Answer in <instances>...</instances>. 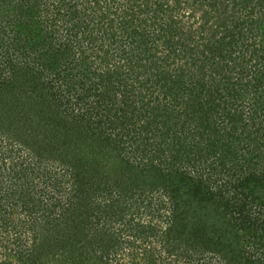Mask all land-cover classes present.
Segmentation results:
<instances>
[{
	"label": "trees",
	"instance_id": "trees-1",
	"mask_svg": "<svg viewBox=\"0 0 264 264\" xmlns=\"http://www.w3.org/2000/svg\"><path fill=\"white\" fill-rule=\"evenodd\" d=\"M5 1L0 2L1 8ZM141 1H127L123 14L132 13L129 18L120 19V13L113 11L119 17L114 25L118 33L111 30L112 17L100 26L93 24L96 34L107 38L98 54L100 69L94 68L93 73L83 66L80 56L85 52L72 45L76 35L86 42L94 38L93 33L80 31L86 27L81 15L68 22L69 35L58 44L46 37L45 30L40 38L47 47L44 62L25 56L21 67L8 62L11 74L0 70V137L14 131L12 142L30 160H39L38 171L52 174L47 177L49 184L42 178V189L26 178L18 186L24 191L18 197L22 211L35 215L31 210L41 206L43 210L36 213L45 212L47 218L53 214V203L45 210V202L35 200L47 188L63 192L66 203L54 225L46 222L55 232L49 234L56 240L54 245L49 247L47 239L38 242L31 257L17 252L20 264H105L110 260V249L118 248V239L112 235L120 233L114 228L115 219L107 221L109 232L103 221L119 214L112 212L113 201L98 205L93 197L96 191L132 197L135 204L141 195L161 192L169 225H160V241L170 255L179 256L174 252L183 250L192 264H264V14L250 11L232 29L225 27L215 43L202 35L194 42V31L184 30L181 21L168 14L151 40L145 32L155 24L147 16L156 18L163 4ZM242 1L238 0L241 7L246 6ZM52 3L61 9L63 22L80 6L78 0ZM64 7L72 11L66 13ZM138 12L142 20L134 14ZM238 25L242 28L237 32L233 29ZM216 55L220 61L213 60ZM76 77L82 88L76 94L78 102L71 104L67 93L76 87ZM57 83L65 87L62 95ZM221 88L231 93L221 96ZM89 97L90 106L79 103ZM237 100L241 108L228 110V103ZM221 102L229 116L226 121ZM244 109L250 111L252 130L237 134L235 121L244 117ZM256 123L258 128L253 126ZM18 146L0 141V161L13 163L0 166L16 178L31 168V161L12 160ZM203 154H211L212 162L193 160ZM42 158L49 161L41 162ZM52 162L61 175L52 173ZM62 176L66 185L70 183L69 190L61 184ZM94 199L96 205H92ZM164 199L154 201L163 206ZM151 223L146 221L145 228L156 230ZM141 257L140 264H160L145 248ZM174 257L169 264H178Z\"/></svg>",
	"mask_w": 264,
	"mask_h": 264
},
{
	"label": "rangeland",
	"instance_id": "rangeland-1",
	"mask_svg": "<svg viewBox=\"0 0 264 264\" xmlns=\"http://www.w3.org/2000/svg\"><path fill=\"white\" fill-rule=\"evenodd\" d=\"M3 1L5 0H0V2ZM53 1L56 0H6L4 8L0 7V70L3 73L11 74L10 69L12 68L9 69L8 62H12L15 68L21 67L25 61V56L28 60H34V62L36 63L44 62L47 56V54L45 53L47 52V47L45 46L44 39L40 38H42L45 30H47V32H45L46 37H49L55 44H58L59 42L63 41V38L69 35V30L66 27L68 25V22L77 21L79 19V15L82 16L81 18H83L84 21L83 24L86 25V27H84L85 30L80 29V31L84 32V35H89L88 32H90V34L93 33L91 37L94 36V38H92V41L86 42L78 39L76 35L73 36L74 43L72 45L74 47V50H78V48H81L80 52H85L82 56H80L81 53L77 56H80L82 60L84 59V68H86V66L89 67L91 73H93L92 70L94 68H96L97 70L100 69V67L98 66V54L101 49L106 47L105 44H107V38L104 36L101 37L100 34H96L97 32H95L93 30L94 27H92L93 24H95V26H100L105 22L104 20L112 17L113 28L111 30L118 33V27H115L114 25L117 24L116 22L119 17H116V19L112 15L113 11L117 10L120 13V19L122 18V16H124L125 18H129L132 15V13L130 14V12L123 14L124 6L129 0H97L98 3H96V0H78L80 6L78 8H75L76 10L74 9V12L72 14H69L63 22L62 19H59V17H61L59 16L61 9L58 8L56 4H53ZM144 1L145 0H142L141 4L144 3ZM147 1H161V3L163 4L162 8L158 10V16L156 18L147 16V21L154 22L155 24L145 32V35L148 36L151 40H154L153 34L156 32V29L159 28V22H161V18H165L168 14H171L172 16L180 20L181 23H179V25L183 26L184 30H190V32L194 31V34L192 33L193 37H195L194 42L200 41L202 37L209 38L210 36L211 42L213 43H215V41L217 40H221V36L225 33V27H227L229 30L232 29V27L237 24V22L241 21L245 17V14L247 15V13H249L250 11H253V13L256 14H264V1L261 0H243V4H246V6L244 7H241L243 5H241L238 0ZM70 4L72 5V3ZM104 5H106V7H103ZM141 6L142 5H137L138 8H141ZM81 7H83L84 9H82ZM101 8L104 9L101 10ZM63 10L66 13L72 11L67 7H64ZM138 13H134L136 17L141 15L140 12ZM91 18H93L94 21ZM138 20H142V17L139 16ZM221 22H224L226 25H222ZM241 28L242 27L238 25L233 30L238 32ZM95 36H97V38H95ZM204 40L207 39L204 38ZM225 57L226 59H228L227 55ZM216 59L220 61V58L217 55L213 58V60L215 61ZM116 60H114L115 63L117 62ZM114 61H112L111 64ZM121 62L122 61H120L119 63ZM237 70L235 71V73L237 72ZM75 80L77 82L76 87L74 89H68L70 91L67 93V96L70 99L68 103L71 104H76L78 102L75 100V98H77L76 94L79 89L82 88V85L78 83L80 81L79 77H76ZM57 85L60 86L62 90L60 94L62 95L65 91V87L60 83H57ZM227 92L231 93L230 90H223L221 88L219 94L226 97ZM90 101L91 97H89V99H86L85 101L81 100L79 101V103L83 104L85 107H88L90 106ZM239 102L240 100L235 101V103H228L227 109L231 112H234V109L241 108ZM220 104L222 113L225 116L223 120L226 121L229 119V116H227L224 111L225 104L223 102H221ZM75 107L80 108L78 104ZM219 111L220 109H217V112ZM244 112V117H240L238 119L236 118L237 121H235V125L238 126L237 134H239L240 132L244 134L249 130H252L251 122L247 117L248 112L250 111L244 109L243 113ZM229 126L230 125L228 121V125L226 127ZM253 126L256 128L259 127L257 123ZM8 132V134H4L0 137V141L2 143L4 142V144H12L13 146H18L16 145V143L12 142L13 136H16L14 131ZM189 140L196 142V139H192L191 136L189 137ZM13 155L14 156L12 160H16L19 163H29V161H31V168L27 167V169H25V172L21 173L19 175V178H16L17 175L14 176V172L3 170L4 167H1L6 166L5 163H7L6 167H9L10 165L12 166L13 163H10V160H4L3 162L0 161V264H20V254H18L17 252L21 253L22 256L26 255L27 253L30 254V257L34 256L37 252L36 245H38V242L42 243V241H45L46 239L49 240V247L51 245H54L53 242H56V240H53L55 238H51L49 234H55V232H53L52 230L51 233L52 228L48 229L47 227H49V225L47 226L46 222L51 221L50 224L54 225V219H56L59 216L60 212L63 210L61 206L66 205V203L64 202L65 194H63V192H52L49 188H47L46 190H40V192H43V195L40 194L39 197L36 196L37 199L35 198V200L45 202L43 204V207L47 208L45 210H49V205L53 203L55 205L53 214H50L47 218V214L44 211L43 215H39V213H36L43 210L40 206V202L39 206L41 210H31L32 212H35V215H30L27 212L22 211L19 201L20 199L18 200V197L20 195H23L24 191H20L18 189V186H20L24 182L23 180L26 178V181H28V183L31 179L32 182L34 181L33 184H35L36 187L42 189L44 187L41 183L44 180L42 178L51 177L50 175L52 174H45L44 171L46 169L38 171V167L39 169L42 168V166H39L38 164L39 160H30L25 154L24 150L19 146L17 150L14 151ZM44 159L45 158H42L41 162L49 161ZM193 160H208L207 163H211L212 157L211 154H203V157H200L199 159L195 158ZM54 164L51 167L54 171L52 173L61 175L62 171L60 170L58 165ZM228 165L230 164H227V166ZM221 175L222 177L223 175H226L224 169H222ZM62 178L63 179L61 181V184L65 186V189L69 190L71 188L70 183L66 185L63 182L64 176H62ZM35 180L38 182L36 183ZM49 181L50 179L47 178L46 182L48 183ZM28 190L29 188L27 187L26 194ZM93 197H95L98 205H103V203H109L113 201L111 205L112 212L119 214L117 215L118 218H116V215H111V217L107 218L106 221H103L106 222L109 232L110 224L107 221L112 222L115 219L116 222L113 223L114 228L120 233V235H112V237H116L118 239V248L116 249L114 247L112 250L110 249V260L107 259V262L105 264H140L142 260L144 261L143 257L140 258L141 254H143L144 248L148 250V255L151 253L155 254V259L160 264H169L172 256H175L174 258L178 260V264L185 263L186 258L185 255L182 254V252H184L183 250L174 252L181 254L179 256H177V254L170 255L166 250H164L166 244H164L163 241H160L162 238L161 234H163V232L161 233V228L159 229L160 225L165 228L169 225L166 222V216L169 213L168 209L166 208L167 202L165 201L166 199H164L161 195V192L160 194L154 193V195L153 193L141 195L136 204L135 201H133L135 198H118V196L114 192L109 193L107 191H96ZM22 198L21 199L24 201V197ZM156 198L159 200L164 199L165 206H160V203L155 202L154 200ZM95 199L94 201L92 200V205H96ZM135 208H137V210L139 208V210L137 211ZM106 209L107 208H105V210ZM157 209L158 211H156ZM33 216H35V219H33ZM119 216L121 217L119 218ZM1 218H3L4 221H2ZM8 218L12 220L18 219V221L10 223L8 221ZM149 220H151V225H153L156 230L145 228L146 224L144 223ZM99 222L102 223V220H100ZM1 224H3L2 227ZM60 226L61 225L59 224L58 228H60ZM43 227H46V229L43 230ZM59 230L62 231L61 229ZM42 247H45V245H43ZM31 252H33L34 255H32ZM189 262L186 261V264H192V261Z\"/></svg>",
	"mask_w": 264,
	"mask_h": 264
}]
</instances>
